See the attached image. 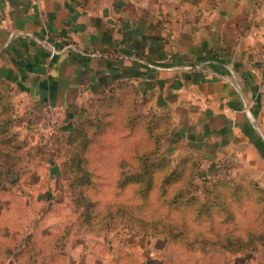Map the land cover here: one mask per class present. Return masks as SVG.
Listing matches in <instances>:
<instances>
[{
    "label": "crops",
    "instance_id": "0c3cea01",
    "mask_svg": "<svg viewBox=\"0 0 264 264\" xmlns=\"http://www.w3.org/2000/svg\"><path fill=\"white\" fill-rule=\"evenodd\" d=\"M146 1L125 0L118 8L112 0H0V80L23 98L28 122L42 123L52 106L63 129L104 113L103 100L123 85L111 94L110 105L130 95L140 114L168 118L167 138L184 154L210 155L264 179L259 4L173 0L150 7ZM46 30L54 34L57 55L42 43ZM69 44L99 56L63 52ZM134 50L170 68H136ZM186 64L196 69L174 72L173 66ZM50 147L45 160L25 174L21 190L0 200L1 264H128L126 258L144 255L148 244L101 242L69 230L61 198L44 191L47 182L64 188L69 176L66 162ZM42 206L47 210L38 215Z\"/></svg>",
    "mask_w": 264,
    "mask_h": 264
},
{
    "label": "rangeland",
    "instance_id": "374dc122",
    "mask_svg": "<svg viewBox=\"0 0 264 264\" xmlns=\"http://www.w3.org/2000/svg\"><path fill=\"white\" fill-rule=\"evenodd\" d=\"M112 1L122 8L125 0ZM249 1L257 2L260 13H264V0ZM160 2L173 0L146 1L150 7ZM49 33L45 31L42 43L49 44L57 55L60 51L52 44L54 34L45 41ZM68 50L99 54L75 44L63 48V52ZM133 57L139 63L134 67L139 69L160 72L170 68L149 61L137 50ZM187 65L173 66L177 68L174 72L181 73ZM121 98L106 119V110L95 116L110 124L104 130L87 128L94 139L81 148V138L68 139L62 134L57 109L46 107L43 122L30 123L23 98L0 82V200L18 193L25 174L45 160L47 155L38 153L37 148L53 145L60 147L61 161H72L74 179L84 175L80 168H87L96 184L80 187L74 181L68 191L67 185L62 188L47 182L44 191L61 198L60 207L68 212L69 230L93 235L101 242L148 244L139 259L126 258L128 264L145 260V264H264V179L258 178L256 170L233 169L210 155L184 154L175 139L168 140L170 125L163 122L150 131L140 119L130 130L128 110L139 115L142 109L132 96ZM50 108L55 125H50ZM155 134L159 135V145L155 144ZM125 181L130 183L123 186ZM2 206L0 201V211ZM46 210L42 206L36 211L40 215Z\"/></svg>",
    "mask_w": 264,
    "mask_h": 264
},
{
    "label": "trees",
    "instance_id": "16d2710c",
    "mask_svg": "<svg viewBox=\"0 0 264 264\" xmlns=\"http://www.w3.org/2000/svg\"><path fill=\"white\" fill-rule=\"evenodd\" d=\"M211 1L213 2L214 0H211ZM82 2L84 4L90 3V1L89 2H86V0H84ZM94 2H96V1H94ZM196 2H199V1L196 0ZM209 3H211V2L209 1ZM0 82L6 84L2 80H0ZM122 87H123V85H121L120 87H117V88L112 89V91L103 100L104 102H106L108 104V106H107L108 109H106V113L104 115L105 119L109 115L108 111L113 107L108 102L109 101V98L113 97L112 95L114 94V91L119 90ZM10 89H12L11 86H10ZM102 114H104V113H101V114L98 113L97 115L99 116V115H102ZM128 114H129V116H128V120H127V127L130 130L133 129V127L135 126L137 120H140V119L145 120V122L147 123V127H148V129L150 131H151L152 128H154V129L157 128L158 129L159 124L161 125V122H163V123H165L167 125L170 124L169 123L170 121L168 120V118L162 117V116H158L156 114L147 115V116H146V114L136 115V114L133 113L132 110H128ZM105 119H103L101 117L100 118L94 117L92 120H89V121H87L85 123H82L79 126L71 127V128H67V129H63L62 128L61 131H62V134L67 135V138L68 139L77 140V139H80L81 138L79 140L80 141L81 148H83L84 146L85 147H88L91 144V140L94 139V138H90V135L88 134V132H87L86 129L87 128H93V129H96V130H101V129L104 130L107 127V124H110V122H106ZM153 136L156 139V143L155 144L159 145V135L158 134L157 135L155 134ZM46 148H47L46 146L43 147V148L39 147V148H37V151H38V153H44V154L47 155ZM60 154H61L60 147L59 148H57V147L54 148V146L52 145L51 155H53L54 157H56V158L59 159ZM65 162H66V164L68 166V174H69L68 179H67V183H66V185L68 187V191L71 189V186H72V184H73L74 181H75V183L78 182V184H79L80 187H88L89 185H93L95 183L94 179H92V175L90 174L91 172H89L87 170V168H80V171L85 170L84 175L82 177L78 176V177H76L74 179V177H73V169H74V166H73L72 161L71 160H66ZM8 181L12 183V179H9ZM129 183H130V181H127V182L125 181V183H124L123 186H125V185H127ZM1 249L2 248H0V256L4 253Z\"/></svg>",
    "mask_w": 264,
    "mask_h": 264
},
{
    "label": "built area",
    "instance_id": "2783aa9c",
    "mask_svg": "<svg viewBox=\"0 0 264 264\" xmlns=\"http://www.w3.org/2000/svg\"><path fill=\"white\" fill-rule=\"evenodd\" d=\"M51 35L52 34H45V41L46 42H49V40H50V38H51ZM46 44V45H45ZM44 45L46 46V47H49L50 48V51H51V54L54 56L55 54H56V51L53 49V48H51V46H48L47 45V43H44ZM184 69H187V70H194V69H196V67H185ZM262 75H264V62L262 63V66H261V76ZM50 113H51V122L50 123H52V124H50V125H55V121H54V117H55V114L53 113V111H52V108H50V111H49ZM53 114V115H52Z\"/></svg>",
    "mask_w": 264,
    "mask_h": 264
}]
</instances>
